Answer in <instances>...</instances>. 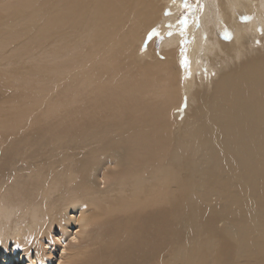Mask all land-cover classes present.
<instances>
[{"label": "bare ground", "instance_id": "1", "mask_svg": "<svg viewBox=\"0 0 264 264\" xmlns=\"http://www.w3.org/2000/svg\"><path fill=\"white\" fill-rule=\"evenodd\" d=\"M184 12L179 0H0V251L264 264V0H202L198 24L175 25ZM162 34L168 59L151 60ZM59 73L69 95L92 85L84 104L63 99ZM71 226L77 242L56 253L53 230Z\"/></svg>", "mask_w": 264, "mask_h": 264}, {"label": "rangeland", "instance_id": "2", "mask_svg": "<svg viewBox=\"0 0 264 264\" xmlns=\"http://www.w3.org/2000/svg\"><path fill=\"white\" fill-rule=\"evenodd\" d=\"M180 2L182 1V4H183V10L185 11L184 13H177L178 16H180V19L176 22L175 25L177 24H181V23H187V27H189L190 24H193L196 23L198 24L199 23V15H200V12H199V9H201V6H202V0H179ZM196 9V10H195ZM191 11V14H189L190 12L188 11ZM193 10L194 11V16H192L193 14ZM198 10V12L196 13V11ZM184 14V15H182ZM198 14V15H197ZM192 16V17H191ZM183 17V18H182ZM195 18H196V22H195ZM175 27V26H174ZM174 27H172V29L169 31V32H175V29ZM164 34L160 35L156 41V44L155 46L153 47V56L155 58H151V60H157V59H168V58H162V54H163V50H162V46L164 45ZM193 37V36H192ZM204 42H208V39H204L203 40ZM193 40H189V43H190V46L191 44L193 45L194 43ZM195 46V45H193ZM146 46L144 48V51L146 50ZM161 56V57H160ZM158 57V58H157ZM58 60H60V58H57ZM120 59V63H129L130 66H133L132 65V62H137V63H147L149 58H119ZM207 61H209L211 58H205ZM214 68H216L215 65H213ZM205 68V69H204ZM193 69L190 70L189 72H187V75L186 77L187 78H190V79H196V75H193ZM201 71L205 73V71H210V67L209 65L206 66V67H202L201 68ZM201 72V73H202ZM68 76L69 74L67 73H62V74H57L55 76L56 79H54V82H58L57 83V86H60L62 88V92H61V95H63V99H66V98H73L74 100H76V102H74V105L75 104H84L88 98V94H89V90L91 88V86H84V87H81L80 85H77L76 86V89H78V92L76 94H71L69 95V92L68 89L71 87L69 85V82H68ZM187 78H184V81L185 82H188L186 79ZM189 80V79H188ZM194 82H197L196 80H194ZM94 84V83H93ZM190 84V83H189ZM191 85V84H190ZM189 89V88H188ZM188 89L186 88L185 89V94L186 96H189V91ZM183 92V91H182ZM58 95L60 96V90L57 89V92ZM135 93H141V95L143 96V99L145 101H149V102H153V101H156L152 95L150 94H145L146 91L143 90V89H139L138 91H135ZM187 103H190V102H187ZM181 106L179 107V110L181 109ZM176 107L177 106H172L171 108L173 110H176ZM99 179V178H98ZM101 186L104 185L102 182L99 183ZM77 229L76 226H71L66 232L63 231V230H60V229H55L53 230L52 232V235L53 237H57V239H54L56 242H57V246L56 244L53 245L52 242L50 241V245L51 246V249L53 248V250L55 249L57 252L56 253H60V250H62V248H65V256H68L69 254V247L72 246V244L76 243L77 242V239L74 240L73 239V234L75 233V230ZM46 242V241H45ZM48 243V241H47ZM13 243H9L8 244V247H2L1 248V251H0V254L3 256V253H5V250H8L9 251V258L6 259L5 262H1L0 264H37L36 261H35V252H29V256L23 258L22 255H23V251L21 250H16V253L15 255H12L10 252L12 251V248H13ZM47 246V245H46ZM56 246V248H55ZM54 250V251H55ZM58 255L59 254H53L51 256V259L49 261V263L47 264H62V261L63 259H59L58 258ZM1 259V257H0Z\"/></svg>", "mask_w": 264, "mask_h": 264}]
</instances>
